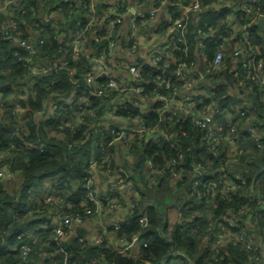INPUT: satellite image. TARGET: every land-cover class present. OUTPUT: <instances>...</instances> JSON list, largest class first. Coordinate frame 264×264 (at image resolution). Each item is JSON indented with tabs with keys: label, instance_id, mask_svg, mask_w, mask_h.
Masks as SVG:
<instances>
[{
	"label": "built area",
	"instance_id": "obj_1",
	"mask_svg": "<svg viewBox=\"0 0 264 264\" xmlns=\"http://www.w3.org/2000/svg\"><path fill=\"white\" fill-rule=\"evenodd\" d=\"M209 1L208 7L201 0H58L53 10L38 14L28 5V0H0V46L10 44L11 55L23 67V80L15 89H27L17 99L15 94L5 98L0 95V129L5 125L10 133L22 139L27 125L25 111H30L33 124L40 125L50 136L54 131L49 129V124L56 120L60 126H70L67 138L81 131V138L72 140L74 145L88 140L89 130L93 131L90 155L82 162L84 172H88L83 185V205L91 203L93 207H84L81 213L72 212L66 200H59L48 192L40 196L39 192L29 190L22 200H19L18 191L12 196L16 200L14 206L23 203L22 210L36 207V213L46 218L40 228H51L55 239L76 235H73V227L88 218L99 222L101 217L116 212L122 213L115 217V226L137 212L140 226L145 228L147 209L154 201L139 196L132 189V183L123 180L122 175L130 176L138 171L142 174V184L151 186L165 179L173 186L184 182L190 170L206 175L217 172L219 178L217 181L194 179L189 197L197 195V198H204L203 203L181 201L172 216L165 214L161 228L178 225L187 235L198 234L204 256L212 262L221 259L220 254L228 244L238 246L248 257H254L258 247L264 250V181L252 180L248 184L238 170L243 156L250 157L253 153L258 156L264 148V61L257 62L256 52L250 47L251 26L264 20V2ZM99 2L101 5L97 8ZM62 3H68L66 16L62 13ZM222 7L227 9L224 17L210 21L201 16L209 8L219 10ZM28 17L39 18L40 26H31ZM70 18L74 20L69 26L71 31L64 34L62 30L69 25ZM147 29L144 41L140 36ZM51 32L61 40L66 38L67 48L64 49L59 41L57 49L51 51L47 43ZM191 35L193 41L188 45ZM190 48L193 60L189 63L184 58ZM213 48L209 57L207 51ZM226 57L233 59L232 71L237 69V60L243 62V67L247 62H256V69L248 79L259 87L255 89L251 85L244 89L250 93L259 90V111L246 104L242 105L244 112L237 116L239 111L232 115L218 106L217 89L213 85L223 77ZM82 58L89 67L78 71L75 65ZM147 64L156 73L151 89L146 88L148 81L144 76ZM260 68L263 70L261 76ZM61 70L68 73L69 81L78 88L67 94L47 89L39 107L32 111L26 109L23 106L25 96L34 92L37 84L30 78ZM8 72L0 63V76ZM59 80H51L49 84ZM243 84L242 80H237V86L243 87ZM150 111L158 115L156 120L148 119ZM5 112L14 119L11 125L4 119ZM172 117L180 121L178 128L182 135L185 134L182 123L187 120L204 131L206 151L199 152L207 155L204 163L189 162L184 153L163 157L162 164L154 162L155 154L143 157L141 147L144 143L158 147L168 143L170 147L180 148L173 127L162 126L164 119ZM253 120L257 126L253 125ZM241 130L248 136H243ZM55 136L64 137L62 132ZM246 141L252 147L247 146ZM67 146L70 148V143ZM29 147L43 151L46 146L40 141ZM142 160L143 166L139 169ZM14 175L19 176L8 170L6 164L0 168L1 186L6 193L7 182ZM53 179L51 189L58 188V193L60 186L56 184V177ZM123 186H126L125 191ZM201 186L204 188L202 195ZM237 190V196L229 194ZM219 199L226 202L227 209L225 215L217 217L214 209ZM99 231L100 225L95 226L93 232L83 233L80 240L95 244L101 240ZM119 239L120 252L135 248L139 241L138 234L133 235L130 242ZM28 251V245L21 246L23 258ZM175 260L191 264L188 260L183 262L180 253L172 248L162 258L167 264ZM51 264L68 263L64 257ZM87 264L111 263L90 260ZM250 264H264V252Z\"/></svg>",
	"mask_w": 264,
	"mask_h": 264
},
{
	"label": "trees",
	"instance_id": "obj_2",
	"mask_svg": "<svg viewBox=\"0 0 264 264\" xmlns=\"http://www.w3.org/2000/svg\"><path fill=\"white\" fill-rule=\"evenodd\" d=\"M58 0H28V5L35 8V11L39 14L42 11L46 12L53 10L56 7ZM184 1V0H182ZM204 6L210 4L209 0H201ZM264 2V0H261ZM62 13L66 16L68 10V3H62ZM209 7V6H208ZM226 8L222 7L219 10H205L201 13V16L207 20L213 21L220 16H225ZM264 11V4L262 6ZM27 17V16H26ZM27 20V18H25ZM30 25L33 27H39V18H29ZM74 22L70 18L69 25L62 30V33L71 31L70 24ZM251 48L256 52V61L260 59L264 61V31L261 26L254 24L251 26ZM62 41L61 46L67 48L66 38L54 37V33H50V37L47 39V43L50 45L51 51L57 49V43ZM193 41V35L189 37L188 45ZM213 50H208V56L211 57ZM11 45L2 44L0 46V63L2 66L7 67L9 70L5 75L0 76V95L5 98L11 94H15L16 97L23 96L27 89L18 90L15 86L18 85L20 80H23L22 71L23 67L17 62L11 55ZM52 53V52H51ZM187 62H192L193 54L191 48L188 50L187 55L184 58ZM240 60V59H239ZM237 69L232 71L231 66L233 59L226 57L225 64L222 67L223 77L219 83H216L215 87L217 93L215 95L216 102L221 109H225L227 113L234 115L239 111L237 116H240L244 112L242 105H252L258 111L261 109L259 101V90H255L259 87L257 83H254L249 78L250 73L255 71L256 62H247L243 67L241 61L236 62ZM76 69L79 71L83 68H88V62L85 59H81L76 65ZM261 76L263 70H258ZM156 73L147 64L144 69L145 79L148 81L146 84L147 89L154 87L152 78ZM59 78L60 80L55 84H49V81ZM30 79L36 81L35 90L25 96L23 106L29 110H33L40 106L42 97L46 96L49 90L57 92L61 90L62 93H69L78 87L71 84L69 81V75L66 71L61 70L58 73L49 75L32 76ZM240 79L244 82V86H237V80ZM44 83H48L44 85ZM253 86L255 91L252 93L247 92L248 86ZM28 92V91H27ZM159 104H156L157 106ZM13 106H10V108ZM30 111H25V117L27 119V125L23 131V138L20 139L14 134L10 133L4 125L0 129V168L7 165V169L11 172H16L20 177V188L17 193L19 197H25L29 190L32 192L41 191V182L45 177H56V184L60 186V190H68L74 187L66 195V203L69 211L81 213L84 207H93L91 203L83 205V197H85L84 182L88 176V172H84L82 168V162L87 160L88 154L90 155L89 146L93 136V131L89 130V138L81 144L74 145L73 139L81 138V131H77L71 138H67L66 135L70 134V126H60L59 121H51L49 129L54 131L52 136L46 134L40 125H34L31 118ZM121 113V111H120ZM71 117V115H68ZM158 115L154 111L148 112V119L156 120ZM4 119L8 125L14 122L11 116H8L5 112ZM174 122V123H171ZM177 117L164 119L162 124L163 128L167 125L173 127V131L180 140V148L175 149L170 147L168 143H163L161 147L155 146L151 143H144L141 147L143 157L155 154L153 160L155 163L162 164L164 162L163 157L169 158L170 156H177L179 153L189 157V162L204 163L207 155L199 154V152L206 151V142L203 139L204 131L193 125L192 122L187 120L182 123L185 134L182 135L178 128ZM253 125L257 126L253 120ZM263 126H259L261 128ZM57 132H62L64 137L55 136ZM243 136H248L245 130H241ZM43 142L45 149L43 151L30 148L31 144H37V142ZM264 142V137L262 138ZM67 143L71 145L69 148ZM11 144L13 146H11ZM246 145L252 147L250 142L246 141ZM80 155V156H79ZM247 157L243 156L240 160L241 166L238 168L240 174H242L248 181V184L252 180L256 181L262 179L264 181V148L261 150L258 156ZM221 154L219 157L221 158ZM188 160V158H187ZM183 162V161H182ZM183 165L185 163L183 162ZM258 165V166H257ZM132 183V189L139 195L153 199L154 204L147 209L148 224L145 228H141L138 221L137 212H133L127 221L120 222L118 226L115 224L108 228L118 238H123L128 242L131 241L132 236L138 234L139 241L135 248H131L125 251H118L121 248L120 244H114L111 238H107L100 232L101 240L95 244L89 243L88 240L80 238L84 234L67 236L63 240L55 239V233L51 228L42 229L40 224L45 221V217L37 214L36 207L32 210H22L23 203L15 205L13 203L16 200L6 193L1 186L0 181V264H51L52 261H62L66 257L68 264H87L90 260H98L99 262H106L111 264H167L162 261V258L168 254L172 248L178 251L184 260H188L191 264H250V262H256L257 256L264 252L260 247L256 248V255L248 257L249 255L241 250L238 246L228 244L226 248L221 252L219 261L207 260L204 256V252L200 247V240L197 237L198 234L191 236L183 233L180 226H172L171 228H161L162 219L165 216L164 207L161 205L158 197L160 195L161 188H166L171 184L165 179H162L159 183H154L148 186L146 183L142 184L141 172L135 171V174L130 176L122 175ZM202 178L206 180H215L219 178L217 172L211 174L196 173L194 174L188 170L187 175L184 178V182L179 183L178 186L183 193L182 201L203 203L204 198H197V195L190 196L192 190V182L194 179ZM167 186V187H168ZM172 189V188H171ZM238 189V187L236 188ZM199 190L203 194L204 188L201 186ZM264 192V189H262ZM60 194L64 195L60 192ZM233 196L238 195V190L233 193L229 192ZM224 200H218L217 207L214 209V214L219 217L226 214L227 204ZM85 204V203H84ZM225 212V213H224ZM224 213V214H223ZM108 213L107 215H109ZM68 231V230H67ZM67 233L66 231H64ZM199 232V230H198ZM197 232V233H198ZM114 236V237H115ZM168 236H170L168 238ZM145 242L146 244H143ZM28 245L29 251L23 258L21 255V246ZM44 254V256L42 255ZM89 253V256L86 254Z\"/></svg>",
	"mask_w": 264,
	"mask_h": 264
},
{
	"label": "crops",
	"instance_id": "obj_3",
	"mask_svg": "<svg viewBox=\"0 0 264 264\" xmlns=\"http://www.w3.org/2000/svg\"><path fill=\"white\" fill-rule=\"evenodd\" d=\"M148 32H149V29H147L146 31L143 32V34L141 33V36H140V39H146L147 35H148ZM53 177H51V179L49 177H45L43 178L42 182L40 183L41 184V191H39V195L42 196L44 193H52L54 196H56L59 200H64L65 201V198H66V195H63L60 194L63 193H69L71 191V189H74V187L72 188H69L70 191L68 192V190H64V191H60L57 193V189L58 188H54V189H51V186H52V182H53ZM122 179L124 180L125 178L122 177ZM126 181V179H125ZM165 188H161V190H163ZM126 190V186H123V191ZM176 191H178L179 193V196L177 198V201L178 203L180 204L183 199V193L181 191L180 188H178ZM127 192H125L126 194ZM178 193L174 194V195H177ZM65 196V198H64ZM182 199V200H181ZM158 200L160 201L161 205L163 206V203L167 202L168 200V196L165 198V197H162L159 196L158 197ZM169 201V200H168ZM66 202V201H65ZM169 202H174V197L171 198V200ZM169 206H172V203L169 205ZM164 207V206H163ZM167 207V205H166ZM166 207H164V211L165 213H167L168 215L172 216L173 212H174V207L170 208V209H167ZM112 213V212H111ZM122 212H116V213H112V214H109V215H106L105 218L101 217L100 218V221L98 222V220H92V219H86L84 220L79 226H74L73 227V235L76 234V235H80L82 233H91L94 231V228L95 226L96 227H99L100 225V231H102V234L107 237V238H111L113 241L114 244H117V243H121L120 239L118 237L115 236V234L113 232H111L110 230H108V228L112 227L114 224H115V217H119V215H121ZM119 214V215H118ZM98 223V224H97ZM79 232V233H78ZM115 236V237H114ZM121 245V244H120ZM172 264H182L180 260H175L172 262Z\"/></svg>",
	"mask_w": 264,
	"mask_h": 264
},
{
	"label": "rangeland",
	"instance_id": "obj_4",
	"mask_svg": "<svg viewBox=\"0 0 264 264\" xmlns=\"http://www.w3.org/2000/svg\"><path fill=\"white\" fill-rule=\"evenodd\" d=\"M167 186H165L166 187L165 189L160 191V195H162V197H165V198L168 196V200L169 201L171 200V198L174 197V202H169L167 200V202L163 203V206L166 207V205H167V207H166L167 209H170L172 207L176 208L178 206V204H179L178 201H177L179 193H178V191H176L179 188V186L178 185H173V186L171 185L172 189L171 188L169 189V186L168 187ZM19 188H20V177L14 175L13 177H11L10 181L7 182V191L9 193V195L13 196L15 194V191H18ZM173 193L174 194L178 193V194L174 195ZM171 203H172V206H169ZM40 217H41V215L39 216V218ZM86 255L89 256V259H90L89 253H87Z\"/></svg>",
	"mask_w": 264,
	"mask_h": 264
},
{
	"label": "water",
	"instance_id": "obj_5",
	"mask_svg": "<svg viewBox=\"0 0 264 264\" xmlns=\"http://www.w3.org/2000/svg\"><path fill=\"white\" fill-rule=\"evenodd\" d=\"M101 5V2L97 3L96 7L99 8ZM258 25L264 28V20L260 19L258 22ZM143 166V160L141 161L140 168L141 169ZM79 233V232H78Z\"/></svg>",
	"mask_w": 264,
	"mask_h": 264
}]
</instances>
